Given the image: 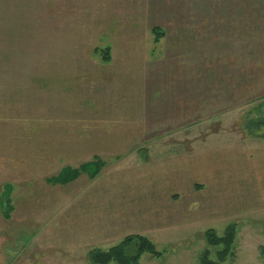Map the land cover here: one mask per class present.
<instances>
[{"label":"rangeland","instance_id":"1","mask_svg":"<svg viewBox=\"0 0 264 264\" xmlns=\"http://www.w3.org/2000/svg\"><path fill=\"white\" fill-rule=\"evenodd\" d=\"M64 83L79 94L49 110ZM95 87L97 142L58 123L85 152L56 154L47 117L73 102L85 114ZM263 110L264 0H0V264H90L130 235L161 254L140 264H199L204 232L231 223L222 264H264V139L248 127ZM99 160L93 176L48 179Z\"/></svg>","mask_w":264,"mask_h":264},{"label":"trees","instance_id":"2","mask_svg":"<svg viewBox=\"0 0 264 264\" xmlns=\"http://www.w3.org/2000/svg\"><path fill=\"white\" fill-rule=\"evenodd\" d=\"M108 54V53H107ZM105 56V55H104ZM262 107L261 105L259 108ZM249 129L252 135L264 139V110L251 118L248 122ZM103 166L102 161H97L94 165L85 164L84 167L75 170V172L90 171V174L95 175L100 167ZM69 171V170H67ZM74 171V170H72ZM92 171V172H91ZM61 179V178H60ZM64 183L70 181L66 180ZM59 179H55L57 183ZM10 185L4 186V190L0 194V208L5 218L12 211ZM236 236V224H228L224 233L220 236L213 229H207L204 232V238L207 247L203 249L198 256L199 264H222L227 257L231 255ZM144 253L153 257H160V252L155 249L154 244L144 236L130 235L127 236L119 244L112 246L106 250L91 249L88 253V261L90 264H140V256ZM260 255L264 259V245L260 247Z\"/></svg>","mask_w":264,"mask_h":264},{"label":"crops","instance_id":"3","mask_svg":"<svg viewBox=\"0 0 264 264\" xmlns=\"http://www.w3.org/2000/svg\"><path fill=\"white\" fill-rule=\"evenodd\" d=\"M75 57V56H74ZM71 68H79L81 67L80 65L78 64H75V66H70ZM75 75V74H74ZM60 88H56V87H51L50 89H48L47 91V99H46V103H47V106H48V109L50 110L51 107L54 106L52 100H55L54 98H58L59 97H64V96H67L69 97L70 95H74L73 93L76 94H79L77 92L76 89L73 88L72 84H68V83H64L63 86H60ZM97 88H101V87H97ZM28 89V88H27ZM102 89V88H101ZM87 92L88 96H90V94H92L91 96L93 97L90 98L91 99V106L89 107V111H86L84 112L85 114H79L81 113L80 109L76 106V104H74L75 102H73L72 104L73 105H67L65 108L68 112H70L69 114H62V113H58V115H62L60 117L58 116H55V115H52L51 117H47L48 120L50 122H54V126L53 128H50L48 127L47 129V133L48 134H52V136L54 137L52 141V144H54L53 146L55 147V150H53L56 154H67V153H70L72 155V158H74L75 156L77 155H80L82 154L83 152H85L84 148L82 147V144L80 142H76L74 140H58V138L62 135H64V133L60 130H59V126H58V123H61V125H69L68 123H71V122H74L73 125H76V124H80V123H85V125L87 126V128L90 126V129L88 131V133L90 134V138L94 139L96 141V139L100 136L98 132H94L93 130H97L98 129V123L101 121V119H103L102 116L99 117V114L102 113V106L106 103L107 104V101H108V92H104L103 90H99V89H90L88 91H85ZM90 92V93H89ZM29 94L31 92H28ZM28 94V96L30 97V95ZM51 95L54 96V98L51 97ZM57 95V96H55ZM35 97V96H34ZM45 99V98H44ZM106 100V101H105ZM77 104H79V102H77ZM124 107V106H123ZM122 107V110L121 112H124L125 111V108ZM61 111V109H60ZM101 111V112H100ZM119 112H120V108H119ZM122 117H124V114L121 113L120 114ZM126 118H128V116H126ZM109 119V118H108ZM82 124H80L81 126ZM70 126V125H69ZM72 126V125H71ZM49 128L51 130H49ZM91 130V131H90ZM63 133V134H61ZM75 134H70L67 129L65 128V136H75L77 137V135L79 134H76L77 131L74 132ZM60 136H59V135ZM58 137V138H57ZM79 137H81V133L79 135ZM51 141V140H50ZM97 142V141H96ZM87 151V150H86ZM92 151V149H91ZM89 152V151H87ZM96 152V151H95ZM89 158V157H88ZM79 162V161H77ZM77 162H74V163H69V164H66V165H62L61 166V169L60 171L55 174L54 176L52 177H49L48 179L53 182L51 183L52 185H62L63 182L65 181L64 179L65 178H69V179H66V180H70L66 183H73L75 182L78 177L80 175H82V173H86L87 175H89L88 173H90V171H84V172H75V170L79 169V168H82L84 167V165H81V163H77ZM53 167H57V165H54ZM63 169V170H62ZM69 170V171H67ZM74 170V171H72ZM61 178V179H60ZM55 179H59V180H56L58 181L57 183H55ZM65 183V184H66Z\"/></svg>","mask_w":264,"mask_h":264}]
</instances>
